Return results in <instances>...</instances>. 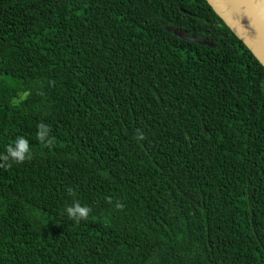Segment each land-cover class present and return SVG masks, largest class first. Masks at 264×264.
<instances>
[{
    "label": "trees",
    "instance_id": "1",
    "mask_svg": "<svg viewBox=\"0 0 264 264\" xmlns=\"http://www.w3.org/2000/svg\"><path fill=\"white\" fill-rule=\"evenodd\" d=\"M0 264H264V66L207 0H0Z\"/></svg>",
    "mask_w": 264,
    "mask_h": 264
},
{
    "label": "water",
    "instance_id": "2",
    "mask_svg": "<svg viewBox=\"0 0 264 264\" xmlns=\"http://www.w3.org/2000/svg\"><path fill=\"white\" fill-rule=\"evenodd\" d=\"M207 2L264 66V21L253 7L246 0Z\"/></svg>",
    "mask_w": 264,
    "mask_h": 264
},
{
    "label": "clouds",
    "instance_id": "3",
    "mask_svg": "<svg viewBox=\"0 0 264 264\" xmlns=\"http://www.w3.org/2000/svg\"><path fill=\"white\" fill-rule=\"evenodd\" d=\"M50 127L46 124L38 125L37 138L46 144H50ZM141 138H143L141 136ZM6 154L2 157L3 160L14 161V162H23L31 158L30 148L28 140L23 136H18L14 143L8 146L5 150ZM90 209L86 206H82L79 203H74L67 208V215L76 222H79L82 219H87Z\"/></svg>",
    "mask_w": 264,
    "mask_h": 264
},
{
    "label": "bare ground",
    "instance_id": "4",
    "mask_svg": "<svg viewBox=\"0 0 264 264\" xmlns=\"http://www.w3.org/2000/svg\"><path fill=\"white\" fill-rule=\"evenodd\" d=\"M264 21V2L262 0H246Z\"/></svg>",
    "mask_w": 264,
    "mask_h": 264
}]
</instances>
